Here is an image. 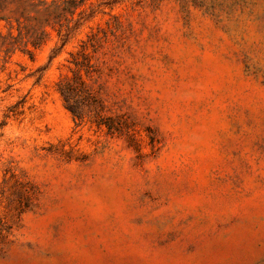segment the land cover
Segmentation results:
<instances>
[{"label":"rangeland","instance_id":"1","mask_svg":"<svg viewBox=\"0 0 264 264\" xmlns=\"http://www.w3.org/2000/svg\"><path fill=\"white\" fill-rule=\"evenodd\" d=\"M85 9L0 58V264H264V0Z\"/></svg>","mask_w":264,"mask_h":264},{"label":"trees","instance_id":"2","mask_svg":"<svg viewBox=\"0 0 264 264\" xmlns=\"http://www.w3.org/2000/svg\"><path fill=\"white\" fill-rule=\"evenodd\" d=\"M86 2L87 0H0V58L11 59L21 53L33 59L35 52L46 45L52 32H55L62 43L53 50L51 60L54 59L68 44L71 36L92 17L87 15ZM89 47H96L95 36L82 45L80 56L83 60L75 59L73 63L77 69L75 80L83 85L79 74L82 69L87 72L89 70V56L86 55ZM73 83L74 81L62 80L59 92L75 119L83 121L85 115L75 103ZM95 123L98 126L105 124L101 116H96ZM107 126L110 130L114 128L109 124ZM5 230L0 220V232Z\"/></svg>","mask_w":264,"mask_h":264}]
</instances>
